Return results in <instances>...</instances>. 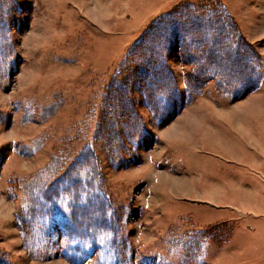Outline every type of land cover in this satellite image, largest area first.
Returning <instances> with one entry per match:
<instances>
[{
    "label": "rangeland",
    "instance_id": "374dc122",
    "mask_svg": "<svg viewBox=\"0 0 264 264\" xmlns=\"http://www.w3.org/2000/svg\"><path fill=\"white\" fill-rule=\"evenodd\" d=\"M214 5L260 58L245 95L190 41L141 58ZM0 209L11 264H264V0H0Z\"/></svg>",
    "mask_w": 264,
    "mask_h": 264
},
{
    "label": "trees",
    "instance_id": "16d2710c",
    "mask_svg": "<svg viewBox=\"0 0 264 264\" xmlns=\"http://www.w3.org/2000/svg\"><path fill=\"white\" fill-rule=\"evenodd\" d=\"M188 7L183 6L168 16L167 21L163 20L160 25L156 24L151 27V30L145 34L147 40L150 38L151 43L149 47H141L142 60H145L146 64L152 62L155 57L154 47L159 42H165L168 48L165 50L172 57L176 46L179 47V44L190 41L201 52L204 61V67L201 65L203 70L206 74L214 75L216 78L217 89L220 88V91L225 93L238 92L242 95L254 91L261 82L260 58L252 46L243 39L237 27L232 23L230 15L223 7L216 5L206 7L202 11L198 8L189 10ZM152 46L153 49H151ZM141 73L145 75L146 71H141ZM192 81V91H196L206 80L197 77ZM160 85L158 83L159 87ZM111 95L114 97L113 102L117 101L121 106L123 96L118 92ZM175 107L176 104H173L170 108L176 110ZM172 118L173 116L169 120ZM105 132L113 134V131ZM88 170L91 171L89 167ZM55 182H58V178Z\"/></svg>",
    "mask_w": 264,
    "mask_h": 264
},
{
    "label": "crops",
    "instance_id": "0c3cea01",
    "mask_svg": "<svg viewBox=\"0 0 264 264\" xmlns=\"http://www.w3.org/2000/svg\"><path fill=\"white\" fill-rule=\"evenodd\" d=\"M234 121H235V123H237L239 120L235 119ZM244 134H245V132L242 135H244ZM8 210L10 211L11 210V207L8 208ZM1 211H3V210L0 209V212ZM11 212H12V210H11ZM1 214L2 213H0V216H1ZM3 226H6V224L2 223V226L1 227H3ZM4 233H5V230H3V232L0 233V236L7 235V234H4ZM1 244L2 245H0V250L5 249V251H9V250H7V248H8L7 245L9 244V242H7V239L6 238H4V241ZM2 259H3V257H0V264H11V263H8L9 262L8 260H6V259L2 260Z\"/></svg>",
    "mask_w": 264,
    "mask_h": 264
}]
</instances>
